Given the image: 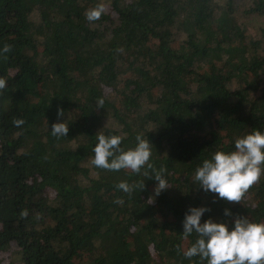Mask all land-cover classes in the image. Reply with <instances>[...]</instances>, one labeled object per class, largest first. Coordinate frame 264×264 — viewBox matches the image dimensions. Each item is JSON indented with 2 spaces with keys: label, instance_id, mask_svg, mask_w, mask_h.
<instances>
[{
  "label": "trees",
  "instance_id": "trees-1",
  "mask_svg": "<svg viewBox=\"0 0 264 264\" xmlns=\"http://www.w3.org/2000/svg\"><path fill=\"white\" fill-rule=\"evenodd\" d=\"M4 44L0 264H206L182 255L188 206L264 221V174L240 202L193 182L212 151L264 130V0H0ZM97 131L125 148L145 134L152 168L93 166Z\"/></svg>",
  "mask_w": 264,
  "mask_h": 264
},
{
  "label": "clouds",
  "instance_id": "clouds-1",
  "mask_svg": "<svg viewBox=\"0 0 264 264\" xmlns=\"http://www.w3.org/2000/svg\"><path fill=\"white\" fill-rule=\"evenodd\" d=\"M103 12L104 4L96 3L85 11V19L97 21ZM9 50L7 44L0 46V53ZM5 83L0 80V88L5 87ZM98 103L103 104V100ZM63 121L52 123V135L67 136L68 124ZM14 124L20 126L23 120L17 119ZM122 139L118 134L97 131L96 142L91 149V164L105 170L128 169L133 173L144 167L151 169L153 145L146 135L137 134L134 144L126 148L121 144ZM232 144L231 150L217 149L203 158L195 168L193 182L202 191L214 193L219 199L240 202L243 193L264 174V130L256 129L239 135ZM165 172L163 167L153 170L151 176L156 181V194L168 186ZM115 187L125 193L130 191L126 181L118 182ZM114 202L123 203L119 198ZM207 211L209 209L204 205H190L183 214V236L195 234L194 241L182 251L185 258L198 257L206 264H264V221L250 219L246 215H232L228 208L223 209V215L232 216L230 224L211 217L201 221Z\"/></svg>",
  "mask_w": 264,
  "mask_h": 264
}]
</instances>
